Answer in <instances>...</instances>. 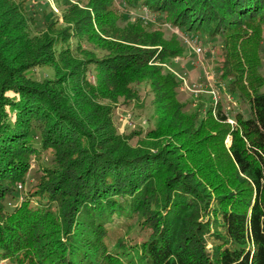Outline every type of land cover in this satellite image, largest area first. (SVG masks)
Listing matches in <instances>:
<instances>
[{"label":"trees","instance_id":"trees-1","mask_svg":"<svg viewBox=\"0 0 264 264\" xmlns=\"http://www.w3.org/2000/svg\"><path fill=\"white\" fill-rule=\"evenodd\" d=\"M115 2L65 0L67 26L36 41L22 5L0 0V256L16 264H264V81L248 86L240 62H226L221 77L251 115L233 117L219 100L196 122L168 66L184 56L178 35L149 31L140 18L122 27ZM124 3L165 12L203 36L264 23V0ZM73 37L103 56L73 51ZM259 57L250 55L251 73ZM41 64L54 67V80L27 74ZM144 81L158 119L132 143L137 132L118 130L115 109L122 98L138 100ZM44 150L54 157L31 193L39 196H15L31 156Z\"/></svg>","mask_w":264,"mask_h":264},{"label":"rangeland","instance_id":"rangeland-1","mask_svg":"<svg viewBox=\"0 0 264 264\" xmlns=\"http://www.w3.org/2000/svg\"><path fill=\"white\" fill-rule=\"evenodd\" d=\"M87 1L72 0L73 3H78L79 5H85ZM124 1L116 0L113 6L115 13L121 17L120 25L122 27L126 26L128 21H136L140 18L144 27L149 31L160 30L167 38H171L173 34L178 35L179 41L184 47V56L178 61H171L168 66L170 70H173L178 75L179 80L181 79L180 77L185 78V81L181 79L182 83L178 89V98L180 101L186 103V107L184 108L186 112L193 111L196 114V122H201L205 117L206 109L219 100L222 102V108L233 117L239 112H242L245 117H250L251 108L248 101L243 102L238 94L231 92L229 78L221 77L222 67L229 61L232 65H238L240 62L238 67L244 69L240 73L244 81L248 83V86L257 85V82L259 83L257 79L260 77L264 81L263 22L254 21L235 30H229L224 34L207 33L203 36L201 33H190L188 30H181L180 27L174 26L165 12L156 11L154 13L144 5L130 7ZM16 2L20 3L24 8L27 20L30 22L29 34L36 41L42 39L45 35L44 32H47L48 29L63 30L67 26L64 23L63 15L71 6L67 5L65 0H16ZM227 38L229 41H227ZM71 42L73 51L82 48L86 51L92 50L98 56H103V51L89 42L84 40L79 41L74 37L71 39ZM197 45L202 47V49L200 48L202 51H198L199 47ZM5 48L12 50L10 46H6ZM255 52H258L260 62L257 65V70H255L256 73L255 71L251 73L248 60L250 59V55ZM90 68L94 69V64H88V69ZM234 72V74H238L237 71L234 70ZM27 74H30L37 80L44 78L54 80L56 72L52 65L41 64L32 67L30 73L28 72ZM88 76L91 81L95 80V70L89 73ZM136 88L139 93V99H120L114 115V120L120 132H130V134L137 132L131 138L132 143H137L148 128L155 126L158 119L157 104L154 102V93L149 83L147 81L141 82ZM262 88L264 89V85ZM199 91H202L201 94L204 98H200L199 96L195 98V93ZM216 147L219 148L218 145ZM218 148L215 150L216 153ZM53 157L54 153L51 150H44L39 155L33 154L31 156L30 170L24 184L19 182L17 185L15 196H21L24 193H27L26 196L30 195L33 199L39 196L31 193H34V190H36L40 176L43 173L44 160L50 161ZM191 160L193 159L191 158ZM187 162L190 165L189 161ZM11 197H6V200H13V197ZM31 203L34 204L33 201ZM126 218L127 216L124 215L123 220ZM133 219L136 220L137 216L135 215ZM131 232L132 234H140V229L136 226ZM141 237L137 235L135 240L141 241ZM135 240L133 239V242H136ZM0 264L16 263H10L8 259L0 256Z\"/></svg>","mask_w":264,"mask_h":264},{"label":"clouds","instance_id":"clouds-1","mask_svg":"<svg viewBox=\"0 0 264 264\" xmlns=\"http://www.w3.org/2000/svg\"><path fill=\"white\" fill-rule=\"evenodd\" d=\"M147 7V6H146ZM148 9V8H147ZM149 10V9H148ZM191 32H194V31H190V33ZM196 33V32H195ZM192 35V34H191ZM197 47H199L198 48V51L200 50V51H202L201 49H202V47H200L199 45H197ZM201 48V49H200ZM182 57H176L175 58V60L176 61H178V60H180ZM182 80H184L185 81V78H183V77H180ZM199 93H202V91H199L198 93H195L196 95L197 94H199ZM214 95H215V92H214ZM230 122H232V123H234L235 122V120L233 119V118H231V117H229V119H228ZM227 142H231V135L227 138Z\"/></svg>","mask_w":264,"mask_h":264}]
</instances>
